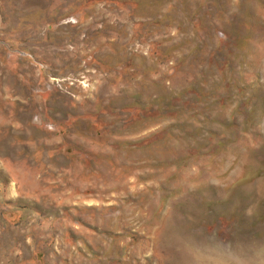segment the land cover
Segmentation results:
<instances>
[{"label":"rangeland","instance_id":"obj_1","mask_svg":"<svg viewBox=\"0 0 264 264\" xmlns=\"http://www.w3.org/2000/svg\"><path fill=\"white\" fill-rule=\"evenodd\" d=\"M0 264H264V0H0Z\"/></svg>","mask_w":264,"mask_h":264}]
</instances>
